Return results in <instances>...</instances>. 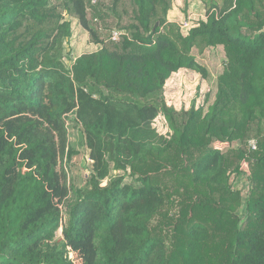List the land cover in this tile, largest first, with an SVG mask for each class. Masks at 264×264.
I'll use <instances>...</instances> for the list:
<instances>
[{
    "label": "trees",
    "instance_id": "1",
    "mask_svg": "<svg viewBox=\"0 0 264 264\" xmlns=\"http://www.w3.org/2000/svg\"><path fill=\"white\" fill-rule=\"evenodd\" d=\"M172 5L0 0V264H264V0H210L187 34ZM74 21L96 50L67 67ZM216 51L206 106L167 105L170 76L208 79ZM69 115L90 160L82 190L59 168Z\"/></svg>",
    "mask_w": 264,
    "mask_h": 264
},
{
    "label": "rangeland",
    "instance_id": "2",
    "mask_svg": "<svg viewBox=\"0 0 264 264\" xmlns=\"http://www.w3.org/2000/svg\"><path fill=\"white\" fill-rule=\"evenodd\" d=\"M172 2L173 5L170 14L168 13V20L181 24L183 34H187L188 28H192L200 20H205V13L210 0H172ZM71 28L72 36L64 42L63 61L67 67L70 65L71 58L78 57L82 53L91 52L95 49V46L88 42L87 34L79 27L77 22L74 21L71 24ZM221 59V52L216 51L209 54L208 58L206 57L201 60V63L208 68L210 73L209 78L206 80L202 79L200 75L186 69H181L172 74L164 85L163 97L166 104L173 107L176 111L181 109L187 110L193 104L195 107H205L206 97L210 94L211 90L213 91L216 76L222 70ZM66 125L68 147L74 153L71 156H68L66 153L63 160L59 162V168L66 170L68 181L75 190H82L87 186L90 173L88 151L84 143L81 128L72 121L71 115L68 116ZM153 128L161 135H167L169 131L165 119L161 114H158L155 118ZM240 168L245 174L238 177L236 186H239L243 197H245L248 190V166L246 163H242ZM117 173L112 172L111 176H115ZM56 239H61V230H58L56 233ZM70 258L73 264H81V260L76 254H70Z\"/></svg>",
    "mask_w": 264,
    "mask_h": 264
},
{
    "label": "built area",
    "instance_id": "3",
    "mask_svg": "<svg viewBox=\"0 0 264 264\" xmlns=\"http://www.w3.org/2000/svg\"><path fill=\"white\" fill-rule=\"evenodd\" d=\"M184 25H186V24H184ZM180 26H181V29L183 30V27H182L181 24H180ZM188 29H190V28H188ZM118 35H120L119 32H113V33H112V39L115 40V39L118 37ZM152 126H153V125H152ZM165 135H166V134H165ZM250 147H251V149H253V150L256 148V144H255L254 141H251V142H250Z\"/></svg>",
    "mask_w": 264,
    "mask_h": 264
},
{
    "label": "water",
    "instance_id": "4",
    "mask_svg": "<svg viewBox=\"0 0 264 264\" xmlns=\"http://www.w3.org/2000/svg\"><path fill=\"white\" fill-rule=\"evenodd\" d=\"M157 26H158V23H156V24H155V26H154V29H153V30H155V28H156Z\"/></svg>",
    "mask_w": 264,
    "mask_h": 264
},
{
    "label": "crops",
    "instance_id": "5",
    "mask_svg": "<svg viewBox=\"0 0 264 264\" xmlns=\"http://www.w3.org/2000/svg\"><path fill=\"white\" fill-rule=\"evenodd\" d=\"M169 14H170V12H169ZM169 14H168V15H169ZM168 18H169V16H168Z\"/></svg>",
    "mask_w": 264,
    "mask_h": 264
}]
</instances>
